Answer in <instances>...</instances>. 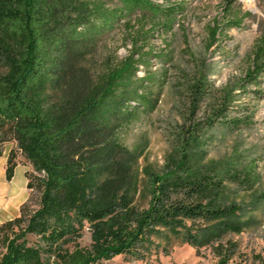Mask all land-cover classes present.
<instances>
[{
	"label": "trees",
	"instance_id": "16d2710c",
	"mask_svg": "<svg viewBox=\"0 0 264 264\" xmlns=\"http://www.w3.org/2000/svg\"><path fill=\"white\" fill-rule=\"evenodd\" d=\"M239 1L222 0L227 19L209 28L208 48L252 17L234 13ZM178 12L154 0H0V156L2 145L15 142L6 180L15 177L20 152L35 172L25 174L27 189L39 194L37 208L28 199L19 217L0 226V264H100L119 256L142 261L159 250L158 240L172 238L211 247L214 264H242L239 243L225 238L258 220L224 191L228 184L253 189L260 181L257 164H244L238 154L207 160L204 139L218 123L234 129L251 124L250 117L228 119L234 92L227 90L210 116L181 129L176 160L150 175L148 201L140 207L141 154L122 134L155 111L163 81L150 69L153 52L137 48L142 32L127 58L102 71L96 67L102 42L123 21L148 13L170 33ZM263 75L264 35L238 87L259 86ZM189 93L195 113L211 93L208 77L198 73ZM87 225L91 244L83 247ZM253 264H264V256H253Z\"/></svg>",
	"mask_w": 264,
	"mask_h": 264
},
{
	"label": "rangeland",
	"instance_id": "374dc122",
	"mask_svg": "<svg viewBox=\"0 0 264 264\" xmlns=\"http://www.w3.org/2000/svg\"><path fill=\"white\" fill-rule=\"evenodd\" d=\"M154 1L165 8H178L173 31L166 33L158 28L159 21L151 14L138 13L123 21L105 38L96 65L102 71L108 65L118 64L127 58L134 49L136 34L142 32L137 48L141 49V53L153 52L150 69L163 81L155 111L143 114L122 134L123 143L141 154L137 204L140 207L147 204L146 188L150 175L162 173L176 160L181 129L210 116L215 108L222 106L226 91L234 92L228 119L250 117L251 124L234 129L218 123L204 139L207 140V160H221L238 154L244 164L252 161L257 164L260 181L253 189L228 184L224 191L228 200L243 206L247 216L258 220L255 227L225 238V242L231 240L239 243L238 262L253 264V256H264V75L259 86L238 85L250 68L255 44L264 35V0H240L234 6V13L243 15L250 12L252 17L246 18L240 29L226 32V37L211 49L208 48L209 28L214 26V22L223 24L227 19L222 0ZM198 73L208 77L211 93L201 102L199 109L191 113L189 86ZM138 74L143 77L144 69L141 68ZM189 118L193 121L189 122ZM2 148L0 226L19 217L21 207L28 199L33 209L39 204L38 192L27 189L25 174L27 171L35 173L33 166L17 152L18 168L12 182H8L6 160L11 150L17 151V144L6 143ZM157 242L159 250L145 260L119 256L100 264H214L217 261L211 247L197 249L176 238ZM80 243L83 247L91 244L88 225ZM4 252L0 241V259Z\"/></svg>",
	"mask_w": 264,
	"mask_h": 264
},
{
	"label": "crops",
	"instance_id": "0c3cea01",
	"mask_svg": "<svg viewBox=\"0 0 264 264\" xmlns=\"http://www.w3.org/2000/svg\"><path fill=\"white\" fill-rule=\"evenodd\" d=\"M3 156H0V159L2 158ZM7 161V160H6ZM3 164H4V162H3ZM18 168V167H17Z\"/></svg>",
	"mask_w": 264,
	"mask_h": 264
}]
</instances>
